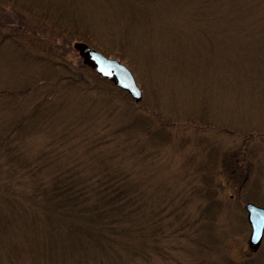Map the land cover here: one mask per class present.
<instances>
[{"label":"rangeland","instance_id":"374dc122","mask_svg":"<svg viewBox=\"0 0 264 264\" xmlns=\"http://www.w3.org/2000/svg\"><path fill=\"white\" fill-rule=\"evenodd\" d=\"M50 23L65 27L55 41ZM71 30L123 61L142 98L79 66ZM99 112L109 142L79 150ZM6 137L15 171L37 163L33 183L77 157L139 172L109 218L0 186V264H264L245 207H264V0H0Z\"/></svg>","mask_w":264,"mask_h":264},{"label":"trees","instance_id":"16d2710c","mask_svg":"<svg viewBox=\"0 0 264 264\" xmlns=\"http://www.w3.org/2000/svg\"><path fill=\"white\" fill-rule=\"evenodd\" d=\"M27 6L28 4H25L18 8L19 12L17 13L20 19V26L31 22L26 17L24 11ZM53 22L56 23L55 21ZM54 23H50L49 30L51 32L50 34L52 39L55 41V39H57V37L65 31V27ZM71 32H73V35H71L70 39L78 37L80 40L83 39L87 41L86 37L82 35H75L73 30H71ZM79 66L93 71L89 66L81 62L79 63ZM93 73L96 75L98 80L102 82V84L103 82L107 83L105 86L109 84L110 87L112 86L118 88L109 80L99 76L95 71H93ZM116 91L120 93H127L120 88L116 89ZM94 123L96 124L93 126H87V130L84 128L85 131L82 137H80V140L77 142L79 150L85 147L86 151H89V149H92L97 145L103 146L109 142L107 139L108 137H111L109 132L113 130L115 126L104 122L102 119V112L98 113L94 119ZM93 128H95L94 132H96V134H94ZM147 131L148 129L145 132ZM8 141V137L4 139L0 138V154L2 155V160H0V163L2 162V164H0V169H2L0 170V186L3 187V190L7 195L13 196L28 191L29 195H34L38 200H40L41 197H46L49 200L61 204H73V206H79V201L86 203L91 202V204H89L90 206L88 205L85 210L89 213L90 217H95L98 214H101L103 216L102 218H109L110 211L119 205L128 203L131 195L134 193V191L130 190V187L126 185H130L129 180H131V177L134 175H137L139 170H131L124 158L123 160L119 158L118 160L116 159L119 163L115 165L116 169L113 172L110 174L99 175L96 172H87L85 170V166L81 163L80 158L77 157L75 160L71 159L74 161L67 160V162L57 166V169L52 172V175L41 174L37 176L36 182L33 183L34 177L29 174L26 175L25 173L29 172L30 169L35 168L37 163L33 160L25 161V165H23L28 168V171H15L13 168L20 161L17 160V157L21 156L23 159L24 156L20 150L18 151V147L14 149L11 142ZM138 155L139 161L143 162L144 158L140 157V154ZM69 168L70 170H68ZM89 168L90 167H87L88 170ZM16 172H18L17 175H15ZM53 176L54 179L52 178ZM90 184L97 188L99 194L90 190ZM98 199H102L104 201V205H96Z\"/></svg>","mask_w":264,"mask_h":264},{"label":"water","instance_id":"95a60500","mask_svg":"<svg viewBox=\"0 0 264 264\" xmlns=\"http://www.w3.org/2000/svg\"><path fill=\"white\" fill-rule=\"evenodd\" d=\"M74 47L82 57L83 63L90 66L100 76L110 80L119 88L128 92L136 101L142 98V90L131 69L116 57L108 56L100 50L82 40L73 42ZM248 220L251 225L249 242L252 245L259 243L264 229V207L253 202H247Z\"/></svg>","mask_w":264,"mask_h":264}]
</instances>
